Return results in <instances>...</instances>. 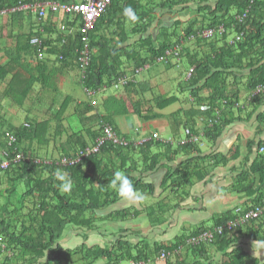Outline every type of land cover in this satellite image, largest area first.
<instances>
[{
  "label": "trees",
  "instance_id": "1",
  "mask_svg": "<svg viewBox=\"0 0 264 264\" xmlns=\"http://www.w3.org/2000/svg\"><path fill=\"white\" fill-rule=\"evenodd\" d=\"M43 1L0 0V12ZM50 1L63 4L74 2ZM211 1L113 0L89 35L90 57L85 68L80 63L85 47L82 34L68 38L63 45L61 40L51 39L55 31L53 23L47 37L39 31L46 57L56 56L55 64H60V69L55 73H48L45 69V62L42 61L46 58L37 59V48L30 44L32 36L36 34L31 31L17 38L14 53H9L12 55L8 57L9 62L0 66V82L5 84L4 97L18 109L30 101L38 87L40 90H51L54 98L49 108H45L47 100L41 103V110L44 109L46 114L44 120L39 117L33 122L27 120L31 122L30 128L23 125L17 127L9 123L6 114L0 113V150L9 152L11 157L22 153L27 158L26 161L12 163L7 170L0 172V264H157V261L162 262L159 257L163 251L174 255L163 261L164 264H211L210 247L226 252L235 245L236 240L232 237L235 232H226L217 236L212 244L188 246L187 239L208 229L206 227L197 229L189 236H181L170 244L162 243L152 248L145 240L135 245L119 235L92 246L86 242L91 234L101 232L102 223L124 222L140 215L131 209L105 213L121 200L109 183L116 171L124 172L137 190L152 195L155 185L146 184L145 177L159 166L162 158L175 167L168 170L164 178L165 191H173L176 185L188 187L193 180H204L215 168L226 165L225 159H230L217 154H204L200 143L175 148L176 145L171 147L158 134H151L150 139L148 135L137 137L135 134L133 138L121 135L117 119L135 118L143 125L161 119V113L177 102V97H168L153 88L149 81L140 79L145 71L137 73L138 69L157 64L166 50L187 42L190 36L196 37L195 43L201 48L195 54L189 53L187 58L181 56L179 62L170 58L167 63H160L179 66L182 58H185L189 68L194 69L186 85L191 91L194 106L187 112L180 110L177 113L180 116V120H175L177 126L198 134L196 118L207 119L201 144L216 143L230 125L249 121L255 116L263 125L261 131L264 130V114H257L259 108L264 106V95L252 97L259 85L264 86V0ZM191 4H197L202 17L190 19L182 34L177 32L182 25L180 21L175 22L173 30L162 28L159 35L150 34L157 21L156 10L168 9L172 12L174 9L189 8ZM129 6L139 17L135 23L123 15L124 8ZM245 13L247 16L240 23L237 17H243ZM129 24L131 27L128 29ZM222 25L226 29L225 34H215L212 40L197 38L198 32L207 29L217 31ZM48 27L46 25L45 30ZM240 35L242 37L237 41L236 37ZM133 37L138 38L136 48L128 46ZM25 56L36 57L39 63L32 66ZM66 69L77 70L78 86L86 93L95 92L84 107L81 103L74 106L73 95H68L56 108L60 93L57 84L50 81H57L59 72ZM240 71L248 73L247 82L236 88L234 84L240 82ZM122 78H129L131 82L122 86ZM117 87L124 93H113L112 90ZM244 92L249 94L247 103L251 108L248 114H244L245 119L241 116L245 112L243 109L238 110L240 115L234 114ZM148 95H152L151 98ZM217 110L221 116L215 115ZM182 113L184 119L181 118ZM210 120L212 125H209ZM105 126L112 127L120 137L129 141V146L106 143L99 153L82 157L76 165H62V159L76 158L95 146ZM9 136L16 139L12 145ZM49 145L53 146L54 153L48 152ZM253 145L254 142L248 145L249 150ZM262 147L264 143L258 145V150ZM40 151H45V154L39 155ZM183 154L188 159L178 163ZM259 159L258 167L253 168L252 173L260 174L263 188L256 191L257 194H252L249 205L240 210L239 216L242 217L264 203V156L259 154ZM58 170L72 179L71 193L60 191V182L56 178ZM236 186L241 191L245 188L246 193H251L252 186L241 188L239 182ZM149 217L152 226L164 221L155 210L150 211ZM263 217L239 228L236 233L259 223ZM233 218V212L226 213L216 218L214 224L224 225ZM71 230L79 231V237L85 241L74 249H66L62 242ZM100 236L102 240L106 239L101 233ZM258 240L264 241V235ZM182 246L185 253L175 255V251ZM227 258L226 264H247V256L240 248L233 249Z\"/></svg>",
  "mask_w": 264,
  "mask_h": 264
},
{
  "label": "crops",
  "instance_id": "2",
  "mask_svg": "<svg viewBox=\"0 0 264 264\" xmlns=\"http://www.w3.org/2000/svg\"><path fill=\"white\" fill-rule=\"evenodd\" d=\"M216 1L217 0H212L211 2L215 3ZM197 7V4H191L189 8L174 9L172 12L168 9L156 10L155 15L157 17V21L150 34L152 36H157L159 35V31L162 28L173 30L176 21H180L182 23L181 27L177 29V32L182 34L190 19L194 18L195 16L202 17V14L199 13V8ZM66 20L67 19L64 16L62 18L61 15L58 17H53L52 22L54 23L55 31L52 33V40L58 41L59 39L63 38L65 34H68L71 31L74 33L72 32V34H70L68 37H72L76 34V27L73 28L74 25L72 23L69 24L70 29H62V23L66 24ZM50 28L52 29V25H49V27L43 32L45 37H47L50 33L48 32V29ZM39 29H42V26L41 24L39 25L36 14L33 11L21 10L16 13H9L3 17H0V66L3 67L9 62L8 57L12 56L10 54L14 53L18 37L27 35L32 31L34 34H36V36H32V39L37 37L41 39L39 36ZM137 39V37L131 38L128 46L131 48H136L135 44L138 43ZM183 44L185 49V58H187L186 56L189 53L195 54V52L201 50V48L195 45L194 41H187ZM25 59L27 62L32 64V66H37V63H39L37 60L38 58L36 59V57L30 58L29 56H25ZM56 61L57 57L53 55L47 56L46 59L42 61L43 63L45 62V69L47 68L48 73H55L60 69V64L56 65ZM170 68H172V66L160 69L157 80V74H155L153 77L149 75L144 76L142 77V80L147 82L149 81L153 88H156L158 92L165 94L168 97H177L178 100L175 103L178 105L177 111H173L168 114V116L170 118H174L173 120L175 121L180 120V116L177 115L180 110L187 112L193 108L194 99L192 98L190 90H188L186 87H182V83L179 80H176L175 77L172 78V76L168 75ZM148 71H150V68ZM160 76L163 78H160ZM238 76L240 78V82L234 84L236 85V88H238L237 86H241L247 82L248 73H243L240 71ZM58 78L59 79H57V81L55 79L50 81L51 84H57L60 93L59 97L61 99L58 100L57 98L56 108H59L63 100L68 95H73V99H75L73 103L74 106H76V103H81V106L84 107L86 102L76 98L74 96L75 90L72 88V86H76L77 90H83L78 86L79 74L77 73V70L66 69L62 72H59ZM187 78L188 77L186 76V81L188 82ZM171 83L176 84L171 86ZM1 86L2 93H4L5 84L1 83ZM162 86H164L165 90H160V87ZM176 89H178V95H175ZM39 91L40 93L37 95L38 99H34V97L31 95L29 100L33 101L31 103L32 105L35 107L36 104L34 103L41 105L44 99L52 103L54 94L51 95L49 93H53L51 90H40L38 87L34 92ZM83 92L86 91L83 90ZM112 92L124 93L123 90H119L118 87L113 89ZM2 93L0 94V113L4 115L6 114L7 120L11 119L13 125L19 127L20 125H17L18 122H16V119H13V117H17L19 115L14 114L11 118H8L10 117L8 116V113L11 111L13 112V110L18 108H16L10 102L6 104L4 102L6 97H4ZM45 96L48 98L46 99ZM151 96L148 95V98H151ZM248 96L249 94L244 92L239 98V107L234 109V114L237 113L235 116L240 115L238 112L239 109L245 110V112L241 114L243 119H245L244 114H248L250 112L251 108H249L247 103ZM242 99H244V101H242ZM18 111L22 112L23 108L18 109ZM260 113L264 114V106L259 108L257 114ZM35 115L38 116L40 120H42L41 116L45 115V113L40 109L35 111ZM161 115L163 116V112ZM175 115H177V117H174ZM181 118L184 119V113L181 114ZM196 121L198 123L196 131L199 133L202 131L206 123V119L199 117L196 118ZM117 124L119 126L120 132L123 135L134 136L136 134L137 137L148 135L147 131L143 129V125L135 118H119L117 119ZM173 124L174 130L171 136L164 139H166V142L170 143L171 147H173V144L176 145L175 148L182 147L184 145H179V141L184 139V136L181 135L183 127L181 128L177 126L175 122ZM262 127L263 125L259 123L255 116L249 121H242L230 125L216 143L211 144L208 142H203L202 151L204 154H217L218 156L220 155L223 157H229L230 159H225L227 161L226 165H221L215 168L204 180L192 179L193 181L188 187H180L176 185V187L173 188V191L171 189L166 191L163 189V181L166 174L168 173V170L174 169L175 167H173V164L167 162L165 158H162L159 166H157L156 169L154 168L153 171H149L148 176L145 177L146 184L149 183L155 185L152 195L145 194V196L148 197V202L144 200L141 203H131L121 199L107 212H105L108 214L110 212H122L131 209L133 213L137 211L140 213V215L124 222L102 223L101 225L103 228L104 224H108V226L114 229L113 233L106 230L109 233V236L102 232L106 238L103 241L112 240L114 236L111 238L110 235H119L125 237L135 245L145 240V242L148 243L149 248L155 247L156 245L162 243L170 244L181 236H189L197 229L215 226V219H218V217L223 216L226 213L233 212L235 209H244L246 205H249V201L252 200L253 196L251 195L257 194L255 192L263 188V182H261L262 179L260 174L254 175L252 173L253 168L256 169V167H258L257 161L260 160L258 145L260 143H264V130L261 131L260 129ZM139 130H144L145 133L140 134L138 133ZM150 136L151 135H148V139H150ZM171 141L173 144H171ZM251 142H254V145L252 149L249 150L248 145ZM139 144H141V142H139ZM204 146L207 148L206 151H204ZM179 158L180 159H178V163L184 162L188 159L185 157V154L181 155ZM241 180L243 181L241 182ZM238 182L241 183V188L252 186L251 193H246L245 188L243 191L237 189L236 184ZM149 198L153 199L155 205L159 204L162 199L165 198V207L167 208V212L163 217L164 221L160 225H151L149 213L153 210L154 205L149 202ZM158 211L160 213L162 211V207H160ZM138 223H140V225H137ZM262 235H264V217L259 221V223L245 227L239 233L235 232L232 235L234 240H236L235 245L231 248H228L226 252L223 249L219 251L218 248L216 249L215 247H210L208 250L209 256L211 258L210 263L226 264L228 261L227 256L232 253L233 249L235 250L240 248L247 256V264H264V247L254 244L255 241L261 240L258 239ZM181 253H185L184 248ZM157 264L164 263L157 261Z\"/></svg>",
  "mask_w": 264,
  "mask_h": 264
},
{
  "label": "built area",
  "instance_id": "3",
  "mask_svg": "<svg viewBox=\"0 0 264 264\" xmlns=\"http://www.w3.org/2000/svg\"><path fill=\"white\" fill-rule=\"evenodd\" d=\"M113 0H84L82 2H74L72 4H61L58 2H42V3H36L33 5H25L20 8H16L13 10V12L17 10H32L35 13L38 14L39 20H43L46 18L48 13L59 15V14H65L66 16H69L71 19L79 18L81 21V34H82V40L84 42V50L82 52V57L80 58V63L83 68L88 66L89 63V34L93 32L96 23L98 20L106 13V10L111 5ZM8 12L4 11L1 13V15L5 16ZM247 13L242 16H238L237 20L241 23L244 18H246ZM226 33L225 28L222 26L217 31L215 30H204L201 33L197 34V38L205 39V40H211L214 38L215 34L223 35ZM242 35L236 37L237 41H240ZM188 41H196L195 36H190ZM31 44L37 48V53L39 56V59H42L44 56V51L42 50V42L38 38H34L31 41ZM184 44L181 43L171 49L166 50L165 55L160 57L157 61L158 63H164L168 62L170 58H174L177 62L180 61L182 51H183ZM150 68V66L144 67V69H138L137 73H141L143 71H146ZM190 73H193V70L190 71ZM130 81L129 78H122L120 81V84L125 86ZM87 94L90 96L95 95L94 91H87ZM264 95V86L259 85L253 91L252 97H257ZM238 106V105H237ZM215 115L221 116V113L217 110L215 112ZM207 120V119H206ZM212 120H210L209 125H212ZM156 138L158 136H155ZM204 137V131H201L200 134H194L190 129L185 130V136L183 140L179 141V145H188L190 143H198L201 138ZM10 145L14 144L16 139L15 137L9 136ZM113 143L115 145L119 146H129V142L123 138L120 137L112 127L105 126L102 136L97 140L96 145L91 147L90 149H87L86 153H81L76 158H64L62 159L61 163L63 166H73L77 163L81 162L82 157H85L86 155H92L97 154L100 152L101 148L106 143ZM175 143V142H174ZM171 144L172 141H171ZM259 154L264 156V147L259 149ZM27 158L24 156V154L19 153L15 157H11L10 153L4 150H0V172L7 170L12 163H19L21 161H26ZM241 209H236L234 212V218L228 220L224 225L215 226L212 229H206L197 235L190 236L187 239V245L197 247L201 244L209 243L212 244L217 236H222L224 233H233L236 232L239 228L250 224L252 221L259 220L262 216H264V203L263 205L259 207H255L254 209L249 210L247 213H245L242 216H239ZM184 246L180 248V250L175 251V255H180L182 252ZM174 256L172 253L163 251L159 257L160 261H166L169 257ZM131 264H139V263H131Z\"/></svg>",
  "mask_w": 264,
  "mask_h": 264
},
{
  "label": "rangeland",
  "instance_id": "4",
  "mask_svg": "<svg viewBox=\"0 0 264 264\" xmlns=\"http://www.w3.org/2000/svg\"><path fill=\"white\" fill-rule=\"evenodd\" d=\"M127 27L129 29L131 27V25L129 24ZM207 42H210V41H207ZM195 45H196V43H195ZM198 47H199V45H198ZM164 67L168 68V67H171V66H165L163 64L151 65L150 71L143 72L142 75L140 76V79L142 77H144V76H148L149 75V76L153 77L155 74H157V78H156V80H157L158 79V75L160 73V69H164ZM169 71H170L169 74H168L169 76H172V78L175 77L176 80H179L182 83L181 84L182 87H186V85L188 84L187 81H186V76H187V73L189 71V66L187 65V61H186L185 58H182L181 63L179 64V66L172 65V68H170ZM160 78H163V77L160 76ZM1 83L2 82H0V94L2 93ZM174 84H176V83H171V86H173ZM72 88L75 90L74 96L76 98H79L81 101H84V102L90 101L91 96L88 95L86 92H83V90H80V89L77 90L76 86H74V87L72 86ZM160 90H165L164 86L160 87ZM177 90L178 89H176L175 95H178V93H177L178 91ZM39 93H40V91L39 92H34L33 91L32 96L34 97V99H38L37 95ZM49 93L51 95L54 94V93H51V92H49ZM45 98L47 99L48 97L45 96ZM34 99H31V100H34ZM60 99L61 98L58 97V100H60ZM242 101H244V99H242ZM4 102L7 104L8 100L7 101L5 100ZM32 102L33 101H29L28 103H26L23 106V111L22 112L18 111V109L13 110V112L11 111L10 113H8V116H10L8 118H11L12 115H14V114L19 115L17 117H13V119H16V122H18V124H17L18 126L21 125V124L26 123L27 122L26 120L31 121V122H33L35 120H38V116L35 115V111L36 110H40L42 108H41V105L38 104V103H34V104H36V107H35L34 105L31 104ZM44 104H46L45 108H49L48 106H51L52 103L45 102ZM177 106L178 105L175 104V105L171 106L170 108L164 110L163 111V116L164 117H161V119L155 120V121H152V122H148V123H143V129H145L147 131L148 135L158 134L162 138H169L171 136L173 130H174V124L173 123L175 121L173 120L174 118H172V117L170 118L168 116V114H170L173 111H177V109H178ZM43 112L45 113L44 109H43ZM235 114H237V113H235ZM45 118H46V114L41 116L42 120H44ZM8 121H9V123H12L11 119H8ZM142 133L144 134L145 131L143 130ZM121 135H123V134L121 133ZM181 135L185 136V129L184 128L182 129ZM129 138H133V136L129 135ZM47 148H48V152L49 153H54L55 152L52 145L51 146L49 145ZM200 148L203 149V144H201V143H200ZM206 150H207V148H205V146H204V151H206ZM43 153L45 154V151L38 152V154L42 155V156H43ZM55 156H56V154H55ZM145 200L148 202V197L147 196H146ZM149 202L154 205L153 206V210L156 211V214H159L162 217L165 216V214L167 212V208L165 207L166 206L165 198H163L162 201L159 204H157V205H155V202L153 201L152 198H149ZM160 207H162L161 214L158 211L160 209ZM137 225H140V223H138ZM106 230L108 232H114V229H112L110 226H108V224H104V228L101 230V232L100 231L99 232L101 234L103 232L104 234L108 235L109 233ZM78 232H77V230L69 231L65 235V238L63 239L62 246H64L66 249H74L75 247L81 245L82 242H84L85 240H83L81 237H79ZM99 232H97L98 234L97 233L91 234L89 236V239L86 241L87 244L92 246V245H95V244H99L101 241H103L101 239V236H100ZM110 236L112 238V236H114V235H110ZM123 264H130V262H125Z\"/></svg>",
  "mask_w": 264,
  "mask_h": 264
},
{
  "label": "clouds",
  "instance_id": "5",
  "mask_svg": "<svg viewBox=\"0 0 264 264\" xmlns=\"http://www.w3.org/2000/svg\"><path fill=\"white\" fill-rule=\"evenodd\" d=\"M82 1H84V0H74V2H82ZM44 3H46V2H55V1H50V0H44L43 1ZM73 2V3H74ZM36 3H42V2H36ZM36 3H34V4H36ZM59 3V2H58ZM61 4H63V3H61ZM72 4V3H71ZM22 6H25V5H22ZM22 6H20V7H22ZM20 7H18V8H20ZM13 10L14 9H10V10H5V11H7L8 13L7 14H9V13H16V12H18V11H21V10H17V11H15V12H13ZM22 11H32V10H22ZM2 12H4V11H2ZM2 12H0V17H3V15H1V13ZM34 12V11H33ZM35 13V12H34ZM6 14V15H7ZM36 14V17H37V19H38V23H39V25L41 24V26H42V29H39V31L40 32H42L41 34H44L43 32L45 31V26L46 25H52V21H53V17H58V16H60L61 15V17L63 18V16L67 19L66 20V24H64V23H62L63 24V28L62 29H70L69 28V24H73L74 25V27L73 28H75L76 27V34L75 35H80L81 36V21H80V19L79 18H76V19H71L69 16H66L65 14H57V15H54V14H51V13H48L47 14V16H46V18L45 19H43V20H39V17H38V14L37 13H35ZM123 15H124V17L128 20V21H131V22H133V23H135V22H137L138 20H139V17H138V15H137V13H136V11L132 8V7H126V8H124V10H123ZM49 21H51V23H49L48 24V22ZM54 24V23H53ZM72 32L73 31H71L70 33H68V34H65L64 36H63V38H61V39H59L58 41H60L61 40V42H62V44L64 45L66 42H67V39L68 38H73L75 35H73L72 37H68L70 34H72ZM74 33V32H73ZM80 33V34H79ZM92 33V32H91ZM90 33V34H91ZM89 34V35H90ZM41 42H42V45H43V40L42 39H40L39 37H37ZM81 39H82V37H81ZM33 40V39H32ZM31 40V41H32ZM189 40V39H188ZM31 41H30V44H31ZM54 41H56V40H54ZM181 43H185V41L184 42H181ZM180 43V44H181ZM31 46H33L32 44H31ZM34 47V46H33ZM175 47V46H174ZM34 48H36V47H34ZM184 53H185V49H184V47H183V51H182V55L181 56H183L184 55ZM37 58H38V60H43V59H45L46 58V55H45V52H44V56H43V58L42 59H39V56H38V53H37ZM158 63V62H157ZM158 64H160V63H158ZM123 86V85H122ZM239 103H237L236 104V108H238L239 107V105H238ZM238 105V106H237ZM203 119V118H202ZM27 121V120H26ZM31 122H26V123H24V124H21L20 126H25L26 128H30V124ZM202 131H204L203 129H202ZM201 132V131H200ZM200 132L198 133V134H200ZM194 134H196V133H194ZM204 138V137H203ZM203 138H201L200 139V141L198 142V143H201V140H203ZM165 141H166V139H164ZM173 143V142H172ZM198 143H194V144H198ZM38 163L40 162V161H37ZM56 178H57V180L60 182L59 183V185H58V187H59V189H60V191L61 192H63V193H71V191L73 190V181H72V179L69 177V176H67L66 174H64V173H62L61 171H57L56 172ZM110 184H111V186L114 188V189H116V191H117V194L121 197V199H123V200H125V201H128V202H131V203H141V202H143L145 199H146V196H145V194L143 193V192H141V191H139V190H137L136 188H135V186H134V184H133V182L130 180V178L124 173V172H122V171H116L115 173H114V175H113V178L111 179V181L109 182ZM236 210V209H235ZM235 210L233 211V215H234V212H235ZM235 216V215H234ZM226 223V222H225ZM224 223V224H225ZM219 226V225H218ZM215 226H212V227H210V228H208V229H212V228H214ZM234 233V232H233ZM254 244H258L259 246H261V247H264V241H255V243ZM131 264V263H130Z\"/></svg>",
  "mask_w": 264,
  "mask_h": 264
},
{
  "label": "bare ground",
  "instance_id": "6",
  "mask_svg": "<svg viewBox=\"0 0 264 264\" xmlns=\"http://www.w3.org/2000/svg\"><path fill=\"white\" fill-rule=\"evenodd\" d=\"M222 26L224 27V25H222ZM222 26H220V27H222ZM220 27H219V28H220ZM224 28H225V27H224ZM209 30H215V29H209ZM225 30H226V29H225ZM203 31H204V30H203ZM201 32H202V31H200V32H198V33H201ZM198 33H197V34H198ZM237 37H238V36H237ZM202 40H205V39H202ZM211 40H212V39H211ZM191 70H194V69H193V68H192V69L189 68V71H188V73H187V77H188L187 80H188V79L191 77V75H192V73H190Z\"/></svg>",
  "mask_w": 264,
  "mask_h": 264
}]
</instances>
